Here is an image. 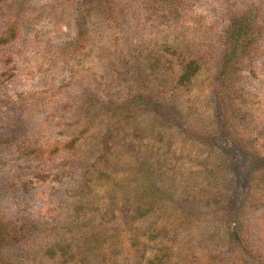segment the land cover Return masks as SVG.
<instances>
[{"label": "rangeland", "instance_id": "rangeland-1", "mask_svg": "<svg viewBox=\"0 0 264 264\" xmlns=\"http://www.w3.org/2000/svg\"><path fill=\"white\" fill-rule=\"evenodd\" d=\"M0 264H264V0H0Z\"/></svg>", "mask_w": 264, "mask_h": 264}, {"label": "trees", "instance_id": "trees-1", "mask_svg": "<svg viewBox=\"0 0 264 264\" xmlns=\"http://www.w3.org/2000/svg\"><path fill=\"white\" fill-rule=\"evenodd\" d=\"M170 52L172 54H175V51L170 49ZM182 67H181V73L178 77L179 83H186L190 80V78L197 72L199 69V65L196 60L190 59V60H184L182 59ZM151 263V261H150Z\"/></svg>", "mask_w": 264, "mask_h": 264}]
</instances>
